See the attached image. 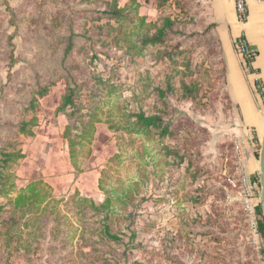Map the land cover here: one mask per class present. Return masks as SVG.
Segmentation results:
<instances>
[{"label": "rangeland", "instance_id": "1", "mask_svg": "<svg viewBox=\"0 0 264 264\" xmlns=\"http://www.w3.org/2000/svg\"><path fill=\"white\" fill-rule=\"evenodd\" d=\"M112 2L0 0V264H264L241 186L243 173L258 176L262 136L235 131L203 0H135L125 21L105 14ZM136 15L148 36L165 18L174 24L142 47ZM69 86L81 108L73 119L69 107L57 112ZM93 111L100 123L75 169L65 127ZM139 112L169 122L171 135L159 144L116 126ZM8 153L15 159L3 165ZM31 183L54 202L34 210L35 221L12 201ZM84 198H109L110 214ZM252 203L259 225V190ZM105 224L118 241L102 239Z\"/></svg>", "mask_w": 264, "mask_h": 264}, {"label": "trees", "instance_id": "2", "mask_svg": "<svg viewBox=\"0 0 264 264\" xmlns=\"http://www.w3.org/2000/svg\"><path fill=\"white\" fill-rule=\"evenodd\" d=\"M86 2H89L90 0H84ZM132 4L134 5L136 2L135 0H131ZM160 1V0H156ZM164 1V0H162ZM133 5H127L124 8H120L118 5L117 0H113L112 4H108L105 11V14L108 15L109 18L112 17H119L121 20L125 21L127 18V15L125 16V12L129 13H135L136 6ZM137 24L134 25V31L132 35H137L141 37V41H139V45L142 47L146 45H156L163 42V39L166 35V31H171V27L174 24V21L170 18H165L162 21L161 27H154V34L151 36L147 35V28H149V24L145 22L143 18L140 16H135ZM133 23H135V20H133ZM215 26L209 25L207 26V31H211L216 38V34L214 32ZM217 40V38H216ZM218 42V40H217ZM73 41L70 38H68V44L65 48V54H67L71 48L73 47ZM219 44V42H218ZM131 47H136V44H131ZM220 47V44H219ZM220 54H221V48H220ZM48 86H53V83L49 84ZM48 86L39 89V91L36 93V95L40 98L45 97L48 93ZM183 90L185 93H188L191 97V89L189 87L183 86ZM159 95L163 96L164 93L159 91ZM78 97V88L68 87L66 90V94L62 99V103L60 105V108L58 109V113L65 114L64 110L66 108H71L73 112L70 115H66L67 118L73 119L75 114L79 113L81 108L80 105L76 104ZM34 104H30L29 108H33ZM94 114H90L88 116L82 117L81 115L79 117H76L75 123H72V125H67L65 127V133H64V139L67 142V148H68V154H69V160L73 168L77 169V163L82 156L84 157L83 151L86 145H89L90 142L93 140L95 135V125L97 123H100V121L96 120L95 111H93ZM125 115L122 114L120 119L116 121V126L122 127L124 131L127 133H135V134H141L143 133V136L149 138L150 142L154 138L158 139V143L160 144L159 139H165L169 135H171L170 130V123L164 122L159 116H146L144 113L139 112L137 114L133 115L134 121H130L128 117L125 116V119H123ZM83 118H86V122H83ZM76 125H79L77 127ZM25 126L27 124H22L20 127L21 133H25ZM114 127H110L109 129H113ZM76 130V133H73V131ZM164 149L165 146H163ZM170 154V153H169ZM174 154V153H171ZM176 155V154H174ZM4 157V160L2 161L3 165L6 163L12 161L15 159V154H2ZM86 156H89V153L86 154ZM77 196H79L78 193H76ZM13 201V208L14 210H19V213L21 215V218L25 217V215H33V218H31L32 221H35L37 218H35V212L34 210L38 211L39 208L45 203L43 210H46L47 208L53 206L54 202L51 200L50 194H47L46 191L42 189L37 188V184L31 183L29 184L24 190H22L16 198H14ZM81 202H89L91 206L94 208V211L96 212H105L106 214H110L111 209V202L109 198H106L104 202L101 205H96L93 200L88 201L87 198L81 199ZM257 212L259 213V208H257ZM35 218V219H34ZM259 233L263 236V226L262 223L259 222L258 225ZM102 232V239L106 238L110 241H118V238L113 236L110 231L109 227L105 224L101 227ZM7 235V234H6ZM5 235V236H6ZM7 244V242H6Z\"/></svg>", "mask_w": 264, "mask_h": 264}, {"label": "crops", "instance_id": "3", "mask_svg": "<svg viewBox=\"0 0 264 264\" xmlns=\"http://www.w3.org/2000/svg\"><path fill=\"white\" fill-rule=\"evenodd\" d=\"M246 8L244 24L237 21L234 0H203L200 15L205 25L215 26L224 65L225 91L233 105L235 131L243 140L255 134L261 137L264 129V102L257 92V84L264 90V0H246ZM239 37L245 38L257 53L253 72L242 69L234 51V40ZM254 163V157L248 156L249 173Z\"/></svg>", "mask_w": 264, "mask_h": 264}, {"label": "built area", "instance_id": "4", "mask_svg": "<svg viewBox=\"0 0 264 264\" xmlns=\"http://www.w3.org/2000/svg\"><path fill=\"white\" fill-rule=\"evenodd\" d=\"M234 7L237 21L240 24H244L247 20L246 0H234ZM233 47L237 57L239 58L242 69L247 73L253 72L254 61L257 56L255 49L243 37L236 38L234 40ZM257 92L260 94L262 101L264 102V90L260 84H257ZM241 186L243 188V204L245 209L250 213L251 228L255 239H257L259 238L260 233L257 222L255 221V207L252 202L255 197V192L259 190L258 177L250 178V176L243 173Z\"/></svg>", "mask_w": 264, "mask_h": 264}, {"label": "water", "instance_id": "5", "mask_svg": "<svg viewBox=\"0 0 264 264\" xmlns=\"http://www.w3.org/2000/svg\"><path fill=\"white\" fill-rule=\"evenodd\" d=\"M258 180H259V213L262 217L261 223L263 226L264 236V129L260 141V150L258 155Z\"/></svg>", "mask_w": 264, "mask_h": 264}]
</instances>
